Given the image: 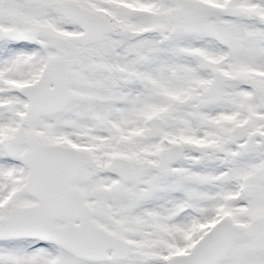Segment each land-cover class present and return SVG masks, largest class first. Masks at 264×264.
<instances>
[{"label":"rangeland","instance_id":"1","mask_svg":"<svg viewBox=\"0 0 264 264\" xmlns=\"http://www.w3.org/2000/svg\"><path fill=\"white\" fill-rule=\"evenodd\" d=\"M168 1L175 14L172 25L184 24L182 36L193 28L189 42L200 36V27L223 38L236 31L232 58L221 56L210 63L206 51L189 49L187 58L201 71L200 77H185V85L184 79L158 85L168 63L142 55L139 42L120 50L117 19L107 11L105 0H0V45L9 46L0 52V219L14 208L38 203L26 189L28 167L22 161L31 149L26 141L30 133L42 143L77 151L91 178L73 180L71 189L84 196L91 221L129 247L122 257L108 252L102 262H90L50 242L4 239L0 264H168L171 257L187 255L222 218L234 223L239 234L216 264H264V223L257 222L264 219V84L245 73L256 67L253 72L264 76V0ZM186 1L225 8L226 13L221 18L214 15L217 12L184 15L179 7ZM67 3L111 22L113 32L67 49L65 44L81 32L62 12ZM26 32L33 35L28 44L18 40ZM159 41L147 47L163 52ZM247 41H253L252 46L247 47ZM50 60L68 63V99L58 111L27 123L28 102L21 89L34 83ZM137 67L149 76L153 96L148 108L141 95L140 101H128L129 92L123 88L139 87L126 83L123 74V68L133 72ZM237 69L241 72L233 77ZM241 76L250 84L239 85ZM151 108L158 110L152 114L154 126H140L141 119L150 116L145 109ZM170 109L173 118L168 123L162 116ZM112 128L120 144L110 137ZM78 133L84 139L78 141ZM176 146L183 147L182 157L154 170L160 153ZM114 158L132 164L133 180L122 181L105 171ZM245 187L252 188L253 195L245 196ZM94 188L106 189L108 196L94 200L89 196ZM67 222L52 221L57 227Z\"/></svg>","mask_w":264,"mask_h":264},{"label":"water","instance_id":"2","mask_svg":"<svg viewBox=\"0 0 264 264\" xmlns=\"http://www.w3.org/2000/svg\"><path fill=\"white\" fill-rule=\"evenodd\" d=\"M179 11L183 14L198 12H226L224 8L186 1ZM65 18L74 23L82 33L73 41L66 43L72 49L82 43L92 42L113 31L111 22L103 20L73 3L62 7ZM18 39L30 43V32L18 35ZM65 60L48 61L40 77L32 84L21 89L22 96L28 102L25 121L58 111L68 99L64 86V76L68 73ZM27 143L31 149L24 152L22 161L28 167L26 189L38 204L17 207L10 211L5 219H0V240L4 239H40L58 245L76 257L91 262H100L112 251L122 257L128 253V246L122 240L97 227L90 220L83 197L78 191L70 189V183L78 179L87 182L90 175L79 160L77 152L59 144H44L32 134L27 133ZM78 140L84 135L78 134ZM183 155V147L164 149L154 165L155 170L173 164ZM106 171L125 181L134 179V168L122 158L112 159ZM250 187L243 189L245 196L253 195ZM108 191L96 188L90 192L95 199L105 198ZM55 219H65L70 223L56 227ZM79 220V223L73 221ZM264 223V219L257 221ZM239 234V228L222 218L195 244L191 252L184 256L172 257L168 264H216L228 252Z\"/></svg>","mask_w":264,"mask_h":264},{"label":"trees","instance_id":"3","mask_svg":"<svg viewBox=\"0 0 264 264\" xmlns=\"http://www.w3.org/2000/svg\"><path fill=\"white\" fill-rule=\"evenodd\" d=\"M105 1L107 3V11L117 19L115 39L121 44V46L119 45L120 50H122V48L125 46L134 48L137 42H139L143 46L142 55L144 53H146L144 56L148 57L155 55L165 64L168 63V69L166 70L165 74L166 77L161 79L160 81L157 80L158 85H160L161 83L167 86L173 85L176 83L175 79H178L180 81L184 79V82L182 84L185 85L187 84V81H185V77L190 76L192 80H194L195 77H200L201 71L199 69L193 68V65H190V62L187 58L186 51L189 49H203V51L207 52V61L210 63L214 62L215 58L221 56L232 58V55L235 53L236 47H234V44L235 42H238L236 31L233 35L223 38V36L219 35L215 31L208 30L207 32L206 29L200 27L197 32V34L200 33V36H195V38H192V41L189 42L188 39L193 33V28L187 31L186 36H182L183 31H181L180 29L184 24H182L181 22H176L174 25H172V15L175 18V14L173 13L172 7L168 0H145L144 2H140L138 0ZM5 3L6 1L3 2V4ZM141 13L145 14V17L141 16ZM202 14L203 13H199V17H202ZM214 15L217 18H221L224 17L225 14L217 13ZM143 25L146 26L142 27ZM157 26V30H152ZM147 29H149V31L151 32L146 33ZM140 30H142V34H140ZM155 31H157L159 34H163V36L156 34ZM158 40H160L159 42H161L162 44V50L165 53L161 51L156 52L155 49L150 50L147 47L148 44H151L152 42ZM247 42V47L252 46L253 41ZM7 48H9L8 45H0V52H5ZM151 51L154 52L153 55H148V53ZM141 56L140 61L144 64ZM198 57H201V55L198 54ZM131 58H133V55H131ZM123 70L126 83L128 81H131L134 86L138 85L139 87H133L129 84H126L125 82L118 83L117 85L126 84L123 88L129 92L128 101H140L141 99H138L140 98V95L144 97L146 99L145 108H148L149 104L152 102L153 96V93L148 91L150 82L148 80L149 76H147V74L144 75L142 67H137L133 72L130 69L125 70V68H123ZM185 70L187 74L185 73ZM255 70L256 67H251L247 69L245 73L249 74V78H255L256 80L264 84V76H260V74H257L258 72H253ZM240 72V69H237L233 73V77L238 76L237 74H239ZM242 72H244V69H242ZM171 77H174V79L170 80ZM249 78H244L242 76L238 78L240 79L239 85L242 86L246 82L249 83ZM242 79L247 80L242 81ZM128 92L122 93L126 95ZM145 110V112L150 114V116L142 118L140 126L152 128L154 126L152 123L156 122L155 116H153L152 114H157L158 110L153 108ZM172 118V109L163 112V121H168L169 123V121H171L170 119ZM111 130L112 133L110 134V137L113 138V141H115V143H119L120 139H118L117 137L115 138V133H113L114 129L112 128ZM122 141L124 140L122 139Z\"/></svg>","mask_w":264,"mask_h":264},{"label":"flooded vegetation","instance_id":"4","mask_svg":"<svg viewBox=\"0 0 264 264\" xmlns=\"http://www.w3.org/2000/svg\"><path fill=\"white\" fill-rule=\"evenodd\" d=\"M31 33V32H30ZM32 34V33H31ZM33 36V35H32ZM20 42H22V43H25V42H23V41H20ZM25 44H27V43H25Z\"/></svg>","mask_w":264,"mask_h":264}]
</instances>
